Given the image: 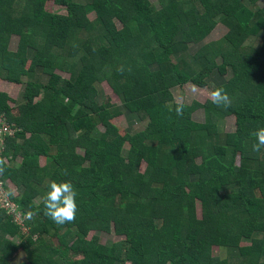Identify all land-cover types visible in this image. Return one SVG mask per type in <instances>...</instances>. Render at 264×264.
Instances as JSON below:
<instances>
[{"label":"trees","instance_id":"1","mask_svg":"<svg viewBox=\"0 0 264 264\" xmlns=\"http://www.w3.org/2000/svg\"><path fill=\"white\" fill-rule=\"evenodd\" d=\"M218 23L220 43L205 41ZM0 80L22 84L16 114L0 92L19 129L0 153L19 164L0 160V183L24 217L0 209V264H264V149L250 135L264 127V0H0ZM187 83L223 88L230 106L173 101ZM49 180L73 184V222L34 202Z\"/></svg>","mask_w":264,"mask_h":264},{"label":"rangeland","instance_id":"2","mask_svg":"<svg viewBox=\"0 0 264 264\" xmlns=\"http://www.w3.org/2000/svg\"><path fill=\"white\" fill-rule=\"evenodd\" d=\"M45 9L49 12H55V13H59V14H65V9L63 7H60L56 4H54L52 1H48L45 4ZM90 19L93 18V15L91 14L89 16ZM216 21H218L216 19ZM224 32V27L222 28L219 23L216 24V26L214 27V29L212 30V33H209V35L207 36V38L205 39V41H209V40H213V41H219V39L221 38V33ZM217 42V43H218ZM58 73H60L63 77L68 78L69 74L65 71H58ZM5 86H7V83L3 82L2 80H0V91H2V89H5ZM8 87H10L8 85ZM22 89V86L19 85H13L10 87L9 90H7L8 95L11 99V101L8 103V105L11 107L12 112L14 114L17 113V104H16V100H14V96L16 95V93ZM101 88H102V94L104 96V98H106L109 103L118 105V101L116 99V97L111 93L109 87L102 82L101 83ZM6 90V89H5ZM172 93H173V101H176L178 103H184V104H189L192 101H196L198 103H203L205 100L210 99L209 97V90L206 88H198L196 87L195 90H193V85L192 84H184L182 86L176 87L174 89ZM197 114V113H196ZM195 114V115H196ZM198 116L200 117V114L198 113ZM113 125H115V127H117L118 132L120 134L124 133V130L126 129V123L124 121V118L122 115L117 116L113 119H111L110 121ZM228 130L230 131L232 129V119L230 118L228 120ZM36 132L38 133H42L44 139L48 142L50 141L53 137H54V127L53 126H41V127H37ZM5 151V150H4ZM7 152V151H6ZM79 154H83L82 150H78ZM19 156H23L24 152L20 151ZM75 158V156H74ZM0 160L2 162H4L6 165H9L10 167L16 168L19 164L18 161L14 160L13 158H11L10 155H8V152L6 154V156H1L0 155ZM52 158L50 156L47 155H41L40 157H38V164L40 168L46 167L48 166L51 162H52ZM143 168V164L141 165L140 169ZM7 189L14 194V196L19 197V193L16 191L15 186L13 184H10L8 181L4 182ZM163 198L162 197H158V201L157 202H162ZM34 202L39 205L41 202V199L38 197L34 200ZM196 213L197 215L199 214V207L198 204H196ZM14 222L18 223V225H21V220L17 217L14 218ZM143 224L146 227H150L151 225V219H144L143 220ZM22 233H26V229H22ZM88 239L90 240H97L98 242H101L102 244L107 243L108 241H112L115 240V236L111 235V234H106L103 233L100 236H97L96 233L94 231L90 232L88 234ZM13 242H15L16 244L19 242L15 239L12 240ZM210 254L212 257H216L219 256V251L217 250V248H212L210 251ZM160 260L162 262V264H169V261L167 259L166 256H162L160 257ZM125 264H129V262H126Z\"/></svg>","mask_w":264,"mask_h":264},{"label":"clouds","instance_id":"3","mask_svg":"<svg viewBox=\"0 0 264 264\" xmlns=\"http://www.w3.org/2000/svg\"><path fill=\"white\" fill-rule=\"evenodd\" d=\"M195 88L196 86L193 85V90ZM209 97L211 102L218 107L221 105L225 107L230 106V97L221 87L213 85ZM176 113L178 116L183 114L182 105L176 108ZM250 135L256 141L252 145V150L259 152L261 149H264V127L257 128ZM40 199L44 205V215L49 217L54 223L63 225L75 220L78 210L76 203L77 192L70 181L57 182L55 180H49L47 182V191L41 195ZM24 215L28 219H31L35 213L29 210Z\"/></svg>","mask_w":264,"mask_h":264},{"label":"built area","instance_id":"4","mask_svg":"<svg viewBox=\"0 0 264 264\" xmlns=\"http://www.w3.org/2000/svg\"><path fill=\"white\" fill-rule=\"evenodd\" d=\"M19 129L14 123H10L4 113H0V153L5 150L6 141L11 139ZM0 209L6 211V213L13 217L19 218L22 221L24 217L16 210L15 206L8 200L5 192L0 183Z\"/></svg>","mask_w":264,"mask_h":264},{"label":"crops","instance_id":"5","mask_svg":"<svg viewBox=\"0 0 264 264\" xmlns=\"http://www.w3.org/2000/svg\"><path fill=\"white\" fill-rule=\"evenodd\" d=\"M221 26V25H220ZM222 28H223V26H221ZM210 33H212V32H210ZM222 34V33H221ZM12 41L10 42V44H9V46H8V49H9V51H11V52H14L16 49H17V42H18V38L17 37H13V39H11ZM209 41H213V40H209ZM3 81V80H2ZM28 81H30V78H27V77H23L22 78V80L20 81V83H27ZM3 82H5V83H7V86H5V89L3 90L2 89V91H0V92H3V93H5V94H7L8 95V92H7V90H9L10 89V87L11 86H13V85H19V86H21L22 84H20V83H14V82H7V81H3ZM8 85L10 86V87H8ZM21 89V88H20ZM174 90H172V92H173ZM21 94H22V89L21 90H19L17 93H16V95L14 96V100H20V96H21ZM9 96V95H8ZM10 98V97H9Z\"/></svg>","mask_w":264,"mask_h":264}]
</instances>
